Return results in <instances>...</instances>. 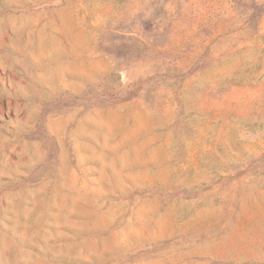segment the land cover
Here are the masks:
<instances>
[{"label": "rangeland", "instance_id": "rangeland-1", "mask_svg": "<svg viewBox=\"0 0 264 264\" xmlns=\"http://www.w3.org/2000/svg\"><path fill=\"white\" fill-rule=\"evenodd\" d=\"M0 264H264V0H0Z\"/></svg>", "mask_w": 264, "mask_h": 264}, {"label": "trees", "instance_id": "trees-1", "mask_svg": "<svg viewBox=\"0 0 264 264\" xmlns=\"http://www.w3.org/2000/svg\"><path fill=\"white\" fill-rule=\"evenodd\" d=\"M111 74H112V73H111ZM111 74H110V75H111Z\"/></svg>", "mask_w": 264, "mask_h": 264}]
</instances>
